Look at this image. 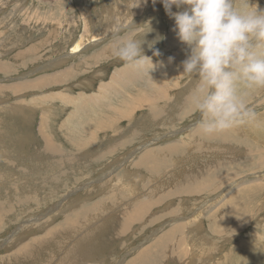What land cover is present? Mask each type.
<instances>
[{"label":"rangeland","instance_id":"rangeland-1","mask_svg":"<svg viewBox=\"0 0 264 264\" xmlns=\"http://www.w3.org/2000/svg\"><path fill=\"white\" fill-rule=\"evenodd\" d=\"M138 2L0 0V264H137L141 249L149 247L155 255L161 252L152 264H264V176H258L264 174V167L248 169L260 160L255 150L264 147V141L249 129L264 124V88L238 85L240 94L246 92L245 103L257 115L249 125L227 130L236 141L228 139L222 146L206 135L197 143L192 141L190 149L184 148L183 142L193 139L191 131L200 117L181 97L194 93L199 79L183 72L182 61L189 50L176 37L174 19L165 13L163 4L148 0L135 7ZM234 3L238 9L250 10L255 5L264 9V0ZM178 10L182 9L173 6V11ZM118 28L120 37L144 40V53L153 60H170L168 70L160 71L159 83L169 91V99L177 95L178 104L172 103L169 116L163 113L155 120L149 116L151 107L136 100L123 111L125 116L119 114L99 129L95 122L106 119V113L101 108L100 117L98 106L105 108V104L101 101L95 106L96 115L90 114L94 104L86 107L84 99L74 102L85 108L79 107L80 117L72 119L78 107L72 97L91 93L96 97L116 71L129 65L112 54ZM82 38L83 48L70 53ZM155 49L161 55L154 56ZM44 77L48 82L43 86L16 88ZM183 105L187 106L182 109ZM175 131L177 136H171ZM179 136H184L180 151L164 153L167 145H179ZM146 154L152 160L139 166ZM158 160L163 162L156 165ZM239 163L240 169L246 168L242 175L261 188L256 198L240 202L242 211L222 212L244 186L215 208L210 207L214 197L224 193L230 182L214 192H188L199 187L203 172L213 174L223 166L214 176L218 181L226 173L239 174L232 170ZM190 173L196 176H187ZM176 174L185 177L175 179ZM132 176L138 180L128 182ZM137 205L134 214L126 211ZM225 219L231 223L221 226Z\"/></svg>","mask_w":264,"mask_h":264},{"label":"clouds","instance_id":"clouds-1","mask_svg":"<svg viewBox=\"0 0 264 264\" xmlns=\"http://www.w3.org/2000/svg\"><path fill=\"white\" fill-rule=\"evenodd\" d=\"M157 2L151 0L153 5ZM159 2L174 19L176 37L189 50L182 61L183 72L199 79L191 97L192 107L200 117L194 127L211 135L253 122L256 113L245 103L238 85L264 88V9L256 5L250 10L238 9L234 0ZM141 3L146 5L148 0H139L135 7ZM173 6L182 10L173 11ZM120 31L116 29L113 56L150 72L155 65L152 57L144 53V40L120 37ZM153 55L161 53L155 49Z\"/></svg>","mask_w":264,"mask_h":264},{"label":"bare ground","instance_id":"bare-ground-1","mask_svg":"<svg viewBox=\"0 0 264 264\" xmlns=\"http://www.w3.org/2000/svg\"><path fill=\"white\" fill-rule=\"evenodd\" d=\"M174 24V23H173ZM94 39V38H93ZM83 38L81 39V40H78V41H76L75 43H74V45L72 46V48H71V51H70V53H76V52H78V51H80L82 48H83ZM172 42V41H171ZM101 55V54H100ZM98 55L96 54V57H97ZM97 59V58H96ZM171 60L172 61H174L175 60V57H173V58H171ZM178 60V59H177ZM152 61H153V64L155 65V67L153 68V69H151L150 70V72H148L147 70H140V69H138V68H136V67H134V66H132V65H128V66H126L124 69H122V70H118V71H116L115 73H114V75L112 76V79H111V82H109V83H105L102 87H101V89H100V91L98 92V94L96 95V97H93V94L91 93V95H83V94H81V96L79 95V96H77V97H72L73 98V103L75 102H78V101H82L83 99L84 100H86V101H84V102H86V107H87V105L89 104H91V105H93L94 104V106L92 107L91 106V109H92V111H91V113L90 114H96L97 113V110H98V108L100 109L99 111V113L98 114H100V117L102 116V111L103 110H105V111H103V112H105L106 114L104 115V116H106V119H101V120H103V121H99L98 120V122H95L94 120H93V122H95L96 124H97V126L96 127H98L99 129H101V126L103 125V123L105 124V123H107L108 121L110 122L111 120H113V119H116V118H118L120 115L121 116H125V115H123V111L126 109V107L127 106H131V105H134V102H136V100H138V101H140L139 103H141V105L142 106H145V105H149V110H150V117H151V119H155V120H157V117H161V115H163V113H164V115H166V116H169V114H170V112H172L173 111V106H175V105H177L178 104V102H177V95L175 94L174 95V100L171 98V99H169V97H168V93H169V91L167 90V89H164L163 88V85L162 84H160L159 83V81H160V75H161V73H163V72H161L160 73V71L162 70V71H167L168 70V68L167 67H169V64L171 63L170 62V60H163L162 62H157V61H155V60H153L152 59ZM174 64V63H173ZM148 67H151V64L149 63V65H148ZM170 71V70H169ZM176 72V71H175ZM181 74V73H180ZM59 76H56V77H53V78H58ZM57 81H59L58 79H56L54 82H57ZM162 81V80H161ZM175 81V80H174ZM45 82H48V78L46 77H44L41 81H39V79L38 80H36L35 82H24V83H22V84H19V85H17L16 86V88H18V87H20V86H23V87H40V86H43V85H45ZM138 83H140V84H146L147 83V85L149 86V85H151V87L149 88L147 85H145V87L144 86H142V87H136V85H139ZM157 83V85H155ZM192 84V83H191ZM193 84H194V82H193ZM34 85V86H33ZM170 86H171V84H170ZM192 87V86H191ZM190 87V88H191ZM197 88V87H196ZM147 89H149V90H151L150 92H146L147 91ZM195 89V88H194ZM157 90H158V92H157ZM96 92V91H95ZM250 91H247V93L248 94H250L249 93ZM246 93V92H245ZM245 93H243V94H241L244 98H245V96H246V94ZM194 93H189L188 95H186L185 97H181V99H186V101L183 103V104H188V103H191V97H192V95H193ZM245 94V95H244ZM84 97H83V96ZM179 97V96H178ZM120 98H122L123 100H120ZM180 99V100H181ZM67 100H71L70 99V97H69V99H67ZM101 101L105 104V108L104 107H99L98 105H99V103H101ZM68 102V101H67ZM71 102V101H70ZM160 102H165V106H162V105H160ZM175 103V105H173L172 103ZM180 102V101H179ZM73 103H70V104H73ZM74 103V104H75ZM80 103V102H79ZM82 103V102H81ZM263 103V102H262ZM102 104V103H101ZM180 104V103H179ZM260 104V103H259ZM76 106H78L77 108H76V106H75V108H76V110H75V112L74 113H71L72 114V119H75V118H77V117H80V113H79V110H80V108H82V107H84L83 105V103L80 105V104H75ZM256 105V104H255ZM72 106V105H71ZM95 106L97 107L98 106V108H97V110L96 111H94L95 110ZM185 106H187V105H183V108L182 109H184V107ZM74 107V106H73ZM80 107V108H79ZM89 107V106H88ZM136 107V106H135ZM134 107V108H135ZM74 108V109H75ZM85 108V107H84ZM101 108H102V111H101ZM130 108V107H129ZM178 108V107H177ZM78 109V110H77ZM83 109V108H82ZM106 110H107V112H106ZM175 110V109H174ZM48 111V110H47ZM81 111V110H80ZM84 111V110H83ZM86 113H87V111H86ZM174 113H176V111H174ZM262 113V112H261ZM261 113H259V114H261ZM120 114V115H119ZM188 114V113H187ZM97 115V114H96ZM172 115H174V114H172ZM257 115V114H256ZM127 116V115H126ZM259 116V115H258ZM99 117V118H100ZM171 117V116H170ZM262 116H260L259 118H257V120H259L260 118H261ZM85 118H86V116H85ZM98 118V119H99ZM172 119H174V118H172ZM171 119V120H172ZM70 120V119H69ZM169 120V119H168ZM47 121V120H46ZM74 121H76V120H74ZM78 121V120H77ZM76 121V122H77ZM82 121V120H81ZM88 121H90V120H88ZM115 121V120H114ZM167 121V120H166ZM173 121V120H172ZM261 121H264V117H263V119H261ZM72 122V121H71ZM129 123H131V122H129ZM259 123V122H258ZM171 124V123H170ZM79 125L80 124H78L77 123V127H79ZM91 125V124H90ZM248 125H249V123H248ZM88 126V125H87ZM83 127V126H82ZM137 127H138V125H137ZM137 127L135 126V128L137 129ZM241 127V126H240ZM75 128V127H74ZM143 127H141V129H142ZM167 128V127H166ZM236 128V127H235ZM239 128V127H238ZM249 128V127H248ZM84 129H86L85 127H84ZM140 129V128H139ZM138 129V130H139ZM144 129V128H143ZM250 130H251V133L253 132L254 134H257V137L259 138V139H261V141H264V124H262L261 123V126L260 127H258V126H255V125H253V126H251L250 128H249ZM249 129L247 130V132L249 131ZM135 130V129H134ZM145 130V129H144ZM165 130V129H164ZM163 130V131H164ZM78 131H79V129H78ZM121 131V130H120ZM72 132H75V130L74 131H72ZM138 132V131H137ZM141 132V131H140ZM142 132H144V131H142ZM176 132V131H175ZM88 133H91V131H88ZM123 133V132H122ZM135 133H136V131H135ZM72 134V133H71ZM77 134V132H75V135ZM93 134V133H92ZM91 134V135H92ZM177 132L176 133H174V134H172L171 136H177ZM167 135V134H166ZM191 135L193 136V139H191V140H188L187 139V141H189L190 143H187L186 141H184L183 142V147L184 148H188V149H190L189 147H191L190 145H191V143H192V141H193V143L194 142H196V141H198L197 139H199L200 137L202 138V137H204V136H206V135H204V134H202L200 131H199V129L198 128H196V127H194L193 126V128H192V131H191ZM245 136H247V135H245ZM249 136V135H248ZM250 136H251V134H250ZM252 136H253V134H252ZM85 137V136H84ZM180 137V136H179ZM184 137V136H183ZM182 136L180 137V140H178V141H176V142H178L179 143V145H171V144H169V145H167V147H166V149H163L162 151H164V153H175V152H178V151H180V141H181V139L183 138ZM210 137H212L213 139H216V140H218V141H221L220 143H218V141H216V143L217 144H219V145H222V146H226V145H224V144H222V143H226V141L229 139V140H232V141H236V136H233V135H231V133L229 132V131H225V132H222V134H220V133H217V134H211L210 135ZM71 138V137H70ZM250 138V137H249ZM258 138H257V141H258ZM73 139H75L76 140V138L75 137H73ZM72 139V141H74L75 142V140H73ZM186 139V138H185ZM184 139V140H185ZM255 139V138H254ZM263 139V140H262ZM80 140V139H79ZM168 140V139H167ZM256 140V139H255ZM238 141V140H237ZM241 141V140H240ZM245 141V140H244ZM260 141V142H261ZM255 142V141H254ZM197 143V142H196ZM195 143V144H196ZM246 143V142H245ZM256 143V142H255ZM257 143H259V142H257ZM262 143V142H261ZM46 144H47V146H51L50 145V143H49V141H46ZM74 144V143H73ZM78 144H80L79 142H78ZM81 145V144H80ZM97 145V144H96ZM170 145H171V147H170ZM257 145V144H256ZM164 146V145H163ZM262 146H263V144H262ZM53 147V146H52ZM144 147H148L147 145H145V146H142V147H140L139 149H144ZM249 147V146H248ZM251 147V146H250ZM235 149H236V147H234ZM238 148V147H237ZM227 150H225V149H223L224 151H229L230 152V148H226ZM229 149V150H228ZM232 149V148H231ZM240 149V148H239ZM251 149V148H250ZM264 147L261 149L260 147H258L256 150H255V152L254 153H256L257 155H258V157L260 158V160H256V162L255 163H253L252 164V166L251 167H249L248 169H260V168H262V167H264ZM223 150H221V151H223ZM237 150V149H236ZM247 150V149H246ZM253 150V149H252ZM55 152L54 150H49V152ZM161 151V150H160ZM159 151V153H161ZM238 152H239V150H237ZM248 151V150H247ZM251 151V150H250ZM249 151V152H250ZM145 152H147V153H151V155H152V151H150V150H145ZM233 152V151H232ZM236 152V151H235ZM235 152H233V153H235ZM183 153V152H182ZM251 153V152H250ZM151 155L150 154H146V157L145 158H143V160H141V161H139V163H138V165L139 166H144L146 163L148 164V161L149 160H152V157H151ZM236 155V154H235ZM239 155V154H238ZM243 155V154H242ZM249 155V154H248ZM152 156H154V155H152ZM245 156V155H244ZM154 157H156V156H154ZM239 157V156H238ZM251 157H252V155H251ZM235 158V157H234ZM129 159V158H128ZM158 159V158H157ZM140 160V159H139ZM250 160V159H249ZM252 160V159H251ZM253 160H254V157H253ZM255 161V160H254ZM134 162H136V161H134ZM160 162H163V161H161V160H158L157 161V163H156V165L158 164V163H160ZM213 162H214V160H213ZM166 163V162H165ZM216 163H218L217 161H216ZM147 164H146V166H147ZM204 164V163H203ZM218 164H220V163H218ZM217 164V165H218ZM231 164V163H230ZM236 164V163H235ZM234 164V165H235ZM158 165H160V164H158ZM239 166L238 167H236L237 169H232V170H236L239 174H237L236 172H233L231 175H226L225 173V175H223V177H221L218 181H216V177H214L215 176V174L217 173V172H219V171H221L222 170V167H219L217 170H216V172L215 171H213V172H215V173H213V174H207V173H205V172H203L204 173V177L202 178V177H199V182H201L200 183V185H199V187H197V188H194L193 187V189L191 190V191H188V192H190V194L191 193H198L199 192V190H205V189H212L213 191L212 192H214V191H216L219 187H220V185H226V182H230L229 184H228V188L226 189V191L223 193V190L220 192V194H217V196L216 197H214V201H213V204L214 205H210V207L211 208H215L218 204H216V203H222V202H226L227 200H228V198L231 196V193L232 192H234L236 189H240L241 187H243V189H241L240 190V192L238 193V197L237 198H235V200H234V198L232 199V201L230 202L231 204L230 205H227L226 206V209H224L222 212H227V211H229V210H233V211H237V210H243V209H240L241 208V205H240V202L241 201H245L246 199H248V197H250V196H254L255 198L257 197V195L259 194L258 192L259 191H261V188H255L254 186H253V184H252V181L251 180H248V179H246V177L247 176H245V175H242V171H244V170H246V168H241L240 169V167L242 166V163H239L238 164ZM155 166V165H154ZM133 167V166H132ZM148 167H150V166H148ZM153 168H155V167H153ZM193 168V167H192ZM204 168V167H203ZM131 169V168H130ZM129 169V170H130ZM135 169V168H134ZM138 170V169H137ZM153 170V169H152ZM135 171V170H134ZM203 171V170H202ZM261 171V170H260ZM192 172V171H191ZM211 172V171H210ZM209 172V173H210ZM139 173V172H138ZM140 174V173H139ZM258 174V173H257ZM125 175H127L128 176V174H124V176ZM186 175V174H185ZM140 176V175H139ZM187 176H196V173H190V174H188ZM258 176H264V174H262V175H258ZM129 177V176H128ZM146 177V176H145ZM158 177V176H157ZM180 177H185L184 175H180V174H176L175 176H174V178L175 179H179ZM126 178V177H125ZM140 178V177H139ZM144 178V177H143ZM137 178L135 177V176H132V178L131 179H128V182H129V180L130 181H134V180H136ZM157 179V178H156ZM156 179H154V180H156ZM138 180V179H137ZM142 180H144V179H142ZM172 180H173V178H172ZM162 181V180H161ZM207 181H208V183L209 184H211V185H207ZM216 181V182H215ZM219 181H221V183L219 182ZM127 182V183H128ZM136 182V181H135ZM156 182V181H155ZM220 183V184H219ZM132 184V183H131ZM158 184V183H157ZM215 184V185H214ZM219 184V185H218ZM140 185V184H139ZM207 185V186H206ZM234 185H236L237 187L235 188V186ZM188 186H189V184H188ZM206 186V187H205ZM219 186V187H218ZM157 187V186H156ZM225 187V186H224ZM223 187V188H224ZM247 187H249V188H252V189H247ZM204 188V189H203ZM222 188V189H223ZM186 191V190H185ZM193 191V192H192ZM206 191H208V192H210V190H206ZM134 192V191H133ZM165 195V194H164ZM167 195V194H166ZM134 200H136V199H134ZM138 200V199H137ZM136 200V201H137ZM146 200H148V198H146ZM231 200V199H230ZM141 201V200H140ZM142 202V201H141ZM141 204H143V202L141 203ZM158 204V203H157ZM139 206L140 205H137L135 208H133V209H128V210H126V211H129V212H132V214H134V211L136 210V208L138 209L139 208ZM201 207V206H200ZM143 208V207H142ZM227 208H228V210H227ZM212 210V209H211ZM181 211H183V210H181ZM196 213V212H195ZM197 214V213H196ZM196 214H195V216H196ZM127 215V214H126ZM125 215V216H126ZM201 216H202V213L200 214ZM199 215V216H200ZM131 217H132V215H129V219H131ZM181 217V216H180ZM203 217V216H202ZM185 218H187V224L188 225H191V221H190V218L188 219V217H185ZM184 218V219H185ZM194 218H196V217H194ZM198 218V217H197ZM196 218V219H197ZM237 218V217H236ZM81 219V218H80ZM200 220V219H199ZM229 223H231L230 221H229V219H225L224 220V222H222V223H220V225L221 226H225V225H227V224H229ZM233 223V222H232ZM202 224H203V222H202ZM234 224L235 225H238L237 224V221H234ZM214 225V224H213ZM233 225V224H232ZM187 226V225H186ZM201 226V225H200ZM199 226V227H200ZM234 226V225H233ZM239 226V225H238ZM220 227V226H219ZM197 228V227H196ZM200 228H203L202 226L200 227ZM71 230V229H70ZM198 230H199V228H198ZM197 230V231H198ZM158 231V230H157ZM187 231H189V230H187ZM192 230H190V232H191ZM212 231V230H211ZM216 232L217 233H220V230H218V228H217V230H216ZM262 232V231H261ZM156 233V232H155ZM154 233V234H155ZM185 233H187V232H185ZM195 233V232H194ZM189 234V233H188ZM170 235H171V233L170 234H168L165 238H163V239H161L160 240V242L162 243V242H164L163 240L164 239H167V238H170ZM153 236V235H152ZM203 236V235H202ZM209 236V235H208ZM195 237H197V236H195ZM81 238V239H80ZM78 240L77 239H75V240H77V243L76 244H78V243H81L83 240H82V237H80ZM185 238H186V236H185ZM203 239V238H202ZM262 239H264V234H263V238ZM190 240V239H189ZM78 241H80V242H78ZM191 241H192V237H191ZM183 242V241H182ZM44 243V242H43ZM203 243V242H202ZM56 244V243H55ZM81 245H82V243H81ZM80 245V246H81ZM190 245V244H189ZM198 245H200V244H198ZM204 245H206V244H204ZM203 245V246H204ZM261 247L264 249V245H263V243H261ZM78 246H79V244H78ZM79 246V247H80ZM192 246V245H191ZM193 246H194V243H193ZM202 246V245H201ZM196 247V246H195ZM198 248V247H197ZM25 249V248H24ZM152 247H149V248H147L146 250H143V249H141V253H139L140 255L138 256V259H137V264H152L153 262H155L156 260H157V256H159L160 254H161V252H158L157 253V255H155V254H153V251H152ZM83 251V250H82ZM190 251L192 252L193 251V247H191L190 248ZM85 253V252H84ZM196 253V252H195ZM191 254V253H190ZM192 255V254H191ZM194 256V255H193ZM82 257V256H81ZM161 258H162V255H161Z\"/></svg>","mask_w":264,"mask_h":264}]
</instances>
